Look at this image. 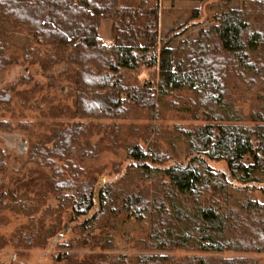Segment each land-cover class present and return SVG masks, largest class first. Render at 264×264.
I'll return each mask as SVG.
<instances>
[{
    "label": "trees",
    "instance_id": "1",
    "mask_svg": "<svg viewBox=\"0 0 264 264\" xmlns=\"http://www.w3.org/2000/svg\"><path fill=\"white\" fill-rule=\"evenodd\" d=\"M221 1L225 8L214 15L208 29L202 28L194 39L175 45V38L186 24L161 38L158 6L146 0H0V18L18 25L31 39L43 44L48 55L45 67L63 61L73 66V71L67 72L77 92L72 117L119 119L144 108L153 112L156 95L180 90L193 94L185 110L195 117L201 110L209 123L184 132L190 143L187 163L177 165L165 153H147L138 144L126 152L130 172L161 173L175 192L171 196L168 190L166 204L159 203L156 211L135 191L121 193V211L137 220L153 216L150 240L157 249L193 244L202 252H264V202L250 196L257 184H264V105L244 117L231 104L226 85L228 80L240 81L264 92V16L260 15L264 11L249 6L226 7L230 0ZM253 1L257 0H244L250 5ZM104 18L112 21V43L98 36L99 22ZM7 45L6 40H0V68L10 64ZM36 55L34 63L42 57L40 52ZM141 67H157V81L127 83L124 72ZM85 92L95 96L86 98ZM9 97L5 89L0 93V103H9ZM248 121L251 125L245 124ZM82 128L77 124L62 132L56 130L62 134L59 144L46 154H36H42L46 165H52V158L59 153L65 158ZM244 157L249 158V164L243 163ZM5 161L0 151V174L6 170ZM219 161L225 162V171L209 164ZM52 184L54 191L60 190L57 181ZM79 186L73 180L65 182V188L73 189L77 198L68 202L75 217L87 216L83 224L118 212V206L113 209V201L117 200L113 184H106L98 193L101 204L97 209L92 187ZM0 191L1 201L2 184ZM177 193L191 199L192 207L188 208L180 196L173 198ZM204 196L209 200H201ZM83 224L78 226L81 231ZM162 260L140 257L133 264H161ZM193 260L205 264L201 257ZM213 264L254 263L236 257Z\"/></svg>",
    "mask_w": 264,
    "mask_h": 264
},
{
    "label": "rangeland",
    "instance_id": "2",
    "mask_svg": "<svg viewBox=\"0 0 264 264\" xmlns=\"http://www.w3.org/2000/svg\"><path fill=\"white\" fill-rule=\"evenodd\" d=\"M122 1L137 3L140 0ZM146 1L158 6L161 38L175 27L186 24L182 34L175 38V45L194 39L202 28L208 29L214 15L225 8L221 0ZM261 2L253 1L250 5L244 0H230L226 7L249 6L262 13L264 0ZM194 14H197L196 18H192ZM111 22L108 18L99 22L98 36L105 43H112ZM0 40L8 42L10 55V64L0 68V93L6 89L11 97L9 103H0V151L6 157V170L0 174V184L3 185L0 264H133L140 257H163L161 264H195L193 259L197 257L203 258L205 264L236 257L249 263L264 264V252H202L193 244L154 248L150 240L153 216L137 220L119 208L123 197L121 193L125 191H135L149 201L150 208L155 211L159 203L168 199V190L171 196L175 193L169 180L161 173L147 175L130 172L126 152L132 145L138 144L147 153L159 151L176 163H187L190 143L184 132L209 123L201 110L197 117L185 110L191 104V92L180 90L167 96L156 95L153 112L144 108L113 120L72 117L77 92L67 72L73 71V66L63 61L45 67L48 55L43 44L31 39L18 25L1 18ZM36 52H40L42 57L34 63ZM124 73L129 84L144 85L158 79L157 67H141ZM226 85L231 104L244 117L256 111L257 106L264 105V92L258 86L250 89L234 80H228ZM84 96L92 98L95 94L85 92ZM77 124L83 125V128L76 142L71 144L72 152L64 154L65 158L62 153L54 155L53 164L46 165L42 154L37 155L36 152L46 154L54 149L62 138L56 130L62 132ZM245 124L251 125V122ZM78 152L84 156L80 158ZM242 161L250 163L247 157ZM209 164L221 171L226 169L223 161ZM101 177L104 181L98 193L106 184H113L117 194L113 209L118 206V212L111 211L100 220L83 224L87 216L75 217L68 202L70 198H77L73 196V189L65 188V182L73 180L81 185L79 188L92 187L94 194ZM55 181L60 189L57 192L52 184ZM262 185L257 184V188L250 191V196L259 202H264V188H259ZM179 196L188 208L192 207L193 201L179 193L173 198ZM201 200L208 201L209 197H201ZM100 204L101 201L94 200L96 209ZM107 209L108 205L105 206ZM65 223L68 224L66 233L51 245ZM81 223L82 231L78 229Z\"/></svg>",
    "mask_w": 264,
    "mask_h": 264
},
{
    "label": "water",
    "instance_id": "3",
    "mask_svg": "<svg viewBox=\"0 0 264 264\" xmlns=\"http://www.w3.org/2000/svg\"><path fill=\"white\" fill-rule=\"evenodd\" d=\"M176 164H177V165H180L179 163H176ZM103 181H104V177H101V178L99 179L98 183L96 184V187H95V190H94V200H95V201H97V199H98V196H97V195H98L99 189H100V187H101ZM67 229H68V224L65 223L62 232L58 233V234L54 237V239H52V241H51V245H53L56 241H58L59 239H61V238L63 237V235L66 233Z\"/></svg>",
    "mask_w": 264,
    "mask_h": 264
}]
</instances>
